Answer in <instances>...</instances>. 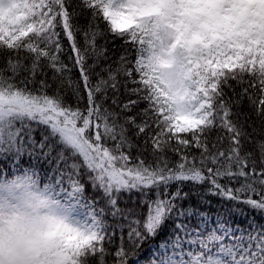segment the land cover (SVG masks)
<instances>
[{
	"label": "snow or ice",
	"instance_id": "snow-or-ice-1",
	"mask_svg": "<svg viewBox=\"0 0 264 264\" xmlns=\"http://www.w3.org/2000/svg\"><path fill=\"white\" fill-rule=\"evenodd\" d=\"M164 2L0 0V114L27 117L76 153L75 191H83L84 175L102 190L115 221L107 225L102 219L105 207L85 202L83 195L78 199L79 209L87 210L82 213L80 264H91L93 258L106 264V242L117 232L113 264H128L166 221L174 223L172 231L177 234L160 243L154 254L159 258L150 264H264V225L252 221L248 231L233 227L231 220L234 213L243 212L241 206L264 212V140L247 151L245 145L257 130L248 132L247 115L241 121L242 114L232 111L246 96L264 128V0H179L183 23L195 37L226 38L228 43L209 52L197 104L191 110L177 108L175 114L158 107L142 65V41L129 32L137 16L160 11L141 5ZM85 9L91 11L92 22L82 29L75 20ZM97 20L105 21L107 30L126 46L115 69L106 70L107 78L92 84L95 64L88 65L87 59L104 54L96 44L103 34ZM81 32L83 45L78 43ZM65 40L68 59L79 69L83 83L81 88L79 82L67 81L75 104L62 94L63 74L70 71L61 59ZM45 68L53 71L55 87ZM120 76L126 101L120 99ZM231 81L242 90L232 88ZM226 87L232 89V97ZM109 90L119 112L104 107ZM141 101L147 107L136 116L127 115ZM192 195L205 204L210 203L206 197L219 198L214 226L207 212L182 205ZM121 200H126L123 206ZM194 216L199 228L186 222Z\"/></svg>",
	"mask_w": 264,
	"mask_h": 264
},
{
	"label": "clouds",
	"instance_id": "clouds-1",
	"mask_svg": "<svg viewBox=\"0 0 264 264\" xmlns=\"http://www.w3.org/2000/svg\"><path fill=\"white\" fill-rule=\"evenodd\" d=\"M129 32L143 50L142 65L158 107L191 110L205 83V61L226 38H197L183 23L179 0L141 5ZM23 175L17 174V176ZM0 176V264H80L83 218L77 208L35 180Z\"/></svg>",
	"mask_w": 264,
	"mask_h": 264
},
{
	"label": "trees",
	"instance_id": "trees-1",
	"mask_svg": "<svg viewBox=\"0 0 264 264\" xmlns=\"http://www.w3.org/2000/svg\"><path fill=\"white\" fill-rule=\"evenodd\" d=\"M74 3H79V0H74ZM92 22V13L90 10H83L82 14L78 16L75 23L82 29L86 28L89 23ZM98 26V30L103 33L96 38L97 47L104 50V54L99 58L90 56L87 59L88 65L95 64V67L90 71L91 83L95 84L101 77L107 78L108 72L106 71L109 67L115 69L117 66V61L119 57L124 53V47L126 42L119 37L111 34L107 30L106 22L103 20L95 21ZM78 43L83 45V33L78 34ZM65 54L61 56V59L65 64L68 65L70 71L65 72L63 75L65 77V89L62 92L63 95L70 97L69 103L75 104V97L72 96L70 86L67 81L71 80L73 84L79 82L81 88L83 83L80 78V72L78 68L72 67V62L68 59L70 53V47L67 41H64ZM132 56L135 55L134 51L129 49ZM2 60V58H0ZM44 71L47 73V78L50 84L56 86L58 81H53V71L50 68H45ZM99 74V75H97ZM121 81L120 87V99L126 101L128 97L125 95V90L122 86L123 76L119 77ZM232 88L237 92H240L241 86L235 81H231ZM133 85H129L132 87ZM225 92L229 97H232V89L225 88ZM86 96V93L84 94ZM108 99L104 100V107L109 108L111 111L119 112L120 109L112 104L113 93L111 90L107 93ZM136 97H132L135 99ZM85 101H80V106L84 105ZM147 107V104L143 101L131 112H128L129 116H136L137 112L141 109ZM233 112H239L242 115L240 120H244V114L247 115L248 121L245 124L246 130L252 132L255 128L256 134L250 138V141L245 145L246 150L252 152L254 150V143H259L264 140V135H260L264 128L261 127L260 121L253 112L252 106L250 105L247 97L245 96L239 105H233ZM123 113H121V119L123 118ZM7 116H0V176H14L16 173L30 172L32 176L38 180L40 183H53L58 180L61 184L66 185L73 182V177L76 174L77 169H79V161L77 159L76 153L64 143L52 139L46 128L41 127L38 124L28 120L27 117L18 114H9ZM236 119L235 116L232 117ZM139 120L140 117H137ZM251 125V126H249ZM255 154L259 157V149L255 148ZM84 184L83 193L86 198L94 201L96 207H105V214L102 217L107 225H112L115 218L111 216L110 206L106 204V198L102 199V190L93 187L90 180H88L87 175H84L81 180ZM238 186V185H236ZM189 188L186 186L184 191H188ZM203 191V188L200 189ZM127 194H125V197ZM210 203L205 204L199 201V199L192 195L189 199L181 202L184 207L191 205L194 208H199L200 211L207 212L213 217V224L215 218L216 209L220 207V200L218 197H206ZM126 200L120 201V206H123ZM129 204L131 202H128ZM243 207L242 213H234L231 217L232 226L236 227L239 225L241 229L251 230V222L255 221L257 225H264V212H259L251 210L246 206ZM190 227L199 228V219L197 217L189 218L188 221ZM174 223L172 221H166L162 225L161 229L155 237H150L146 239L141 246L136 249V255L130 257L128 262L137 259L145 258L150 255L152 245L157 246L161 242H167L174 238L177 233L172 231ZM111 232V228H109ZM238 234V233H237ZM119 245V233L117 232L110 242H106V247L108 249V255L105 256L106 264H113L114 257L112 253L115 252L117 246ZM91 264H97L96 258L92 259Z\"/></svg>",
	"mask_w": 264,
	"mask_h": 264
},
{
	"label": "rangeland",
	"instance_id": "rangeland-1",
	"mask_svg": "<svg viewBox=\"0 0 264 264\" xmlns=\"http://www.w3.org/2000/svg\"><path fill=\"white\" fill-rule=\"evenodd\" d=\"M0 116L9 117V114H0ZM15 176H17V174ZM17 179L34 180V178H32V175L29 174L28 172L23 173V175L17 176ZM35 182L39 184L38 181L35 180ZM43 187L47 190H51L56 196H58L59 194H62L60 197L65 202H67L70 206L77 208L79 213H81V217L83 218L82 213L84 211H87V210L86 209H84V210L79 209V204L77 203L78 199L83 195V191L82 192L75 191L74 182H72L67 187L62 186L58 182H56L54 184H49V185L44 184ZM84 201L87 202L88 200H86L84 198ZM213 226H214V224H213ZM167 242H170V241H167ZM159 245H157V247H155V245H152V250H151L150 255L146 256L145 258H137V259L132 261V264H150V262L153 259H158L159 257L155 256L154 254L160 251ZM185 247H188V246L186 245ZM128 264H131V262H128Z\"/></svg>",
	"mask_w": 264,
	"mask_h": 264
},
{
	"label": "bare ground",
	"instance_id": "bare-ground-1",
	"mask_svg": "<svg viewBox=\"0 0 264 264\" xmlns=\"http://www.w3.org/2000/svg\"><path fill=\"white\" fill-rule=\"evenodd\" d=\"M61 195H62V194H59L58 197L61 196Z\"/></svg>",
	"mask_w": 264,
	"mask_h": 264
}]
</instances>
